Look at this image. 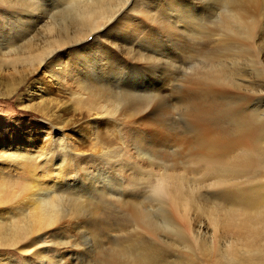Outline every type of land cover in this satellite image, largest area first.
<instances>
[{
    "label": "rangeland",
    "instance_id": "374dc122",
    "mask_svg": "<svg viewBox=\"0 0 264 264\" xmlns=\"http://www.w3.org/2000/svg\"><path fill=\"white\" fill-rule=\"evenodd\" d=\"M99 1L0 0V264H236L243 237L219 223L264 187V0ZM196 104L225 130L252 120L254 141L201 154ZM244 149L257 164L226 185L196 175ZM164 168L190 203L155 190ZM45 202L60 217L34 229Z\"/></svg>",
    "mask_w": 264,
    "mask_h": 264
},
{
    "label": "bare ground",
    "instance_id": "6f19581e",
    "mask_svg": "<svg viewBox=\"0 0 264 264\" xmlns=\"http://www.w3.org/2000/svg\"><path fill=\"white\" fill-rule=\"evenodd\" d=\"M102 1L106 2L107 0H102ZM99 2L102 3L101 0ZM83 4L85 6V2ZM258 4H259L258 0H236L235 8H243V9L249 8L250 9L253 6L256 7ZM104 5H103V9L100 8L102 11H104L107 7V4L106 6ZM88 7H91V8L89 9V12L87 13L86 20L91 21L92 20L91 15H94L97 11L95 10V8L94 9L92 8V5L91 6L89 5ZM84 9L86 8L83 7V10ZM83 23L88 24L87 22H83ZM252 29H253V26L248 28V31H251ZM212 73H211V76H212ZM213 75L215 76L214 73ZM218 75L219 74H217V76ZM210 79L211 80L207 81V86L209 87L210 90H213L215 87L217 88L219 86L220 81H218L215 78H211V77ZM42 93L43 92L41 91L38 97L43 96ZM189 111L192 114V117L194 118L193 125H195L196 128L198 126L201 127L199 133L197 132L198 143H197L196 148L197 150H199L201 154H205V156L206 155L211 156V158L214 156L217 158L225 157L226 159L227 155H229L230 153L232 155V152L237 150L238 148L240 149H243V147L246 148L248 142H250L253 139L254 134L256 133V130H257L256 126L251 122L252 120L249 122H245L243 121V117H240L237 114L235 115L231 113V115H234V118L236 120V124H235L236 126H235V129L233 128L234 130L230 129L231 131H229V129L225 130L224 127L220 128L219 125H217L218 126L217 127L216 123L214 124V121H212L211 119L212 113H210V109L208 108V106H205L204 108L202 107L201 104H196L192 106ZM252 141H254V139ZM248 151L249 149H244L242 152L240 151L234 156H232L228 161L223 160L220 163L214 161L212 164L211 162L205 163L202 166L200 165L201 167L196 169V172L195 171L193 172H195L196 175H200L201 177H204V178L207 177V179L210 175H215L217 173L221 177H223V179L219 180L218 182L219 186L215 184L213 186H216V188L220 186H224L228 183V181L230 182L232 178H234V180L237 179L236 177H239L241 174L246 173L250 169L252 170L254 166L257 164L258 159L256 158V156L254 154L249 153ZM164 169L165 171L161 173L162 175L159 174L157 176L158 173L155 172L157 173L155 175V178L157 179L156 180L154 179L156 183L155 190H157L158 193L164 194L166 199H168V201L171 204L175 205L177 204V201L180 200L181 198V196L179 195L180 192L184 189L182 187L183 182L181 179V176H183V174L179 175L172 170H171L172 172L169 173L168 171L170 169H166V168ZM226 179L227 180L230 179V180L227 181ZM203 181H206V180H203ZM125 183H128V182H125ZM259 189L261 190L259 191L242 190L238 192V195L240 196V199L242 201L241 203L243 205L242 206L243 209L241 210L237 209L235 210L236 212L232 210L229 212H226L222 217V223H219L225 231H231L233 229V231H235L234 233L236 236L243 237L242 238L243 244L241 246L243 249L240 247V249L238 250L235 249L234 251L233 259L236 264H251L252 261L254 260L248 256L252 253L257 257H260L261 259L264 257V245L263 246L259 245V242L261 240L264 241V187H261ZM181 193H183L184 195V192H181ZM5 195H7V193L5 189H2V194L0 196V202L4 200V198L6 197ZM253 195H257V196H253ZM259 195L261 196V199H259ZM251 197H254L256 199H250ZM185 200H182L185 202V204L186 202L190 203L188 200L186 201ZM45 203H46L45 205L39 206V209L34 210L35 212L33 213V222H32V226L30 227H33L34 229L45 228L51 224H54L60 217L59 216L60 213L59 214L57 213V210H59L60 208L58 209L56 206L49 205L48 202H45ZM238 213L242 215L241 216L243 217L242 219L239 217ZM136 216L134 217L139 222L143 220L142 216L141 217L138 215ZM146 228H149V226H147ZM242 250H245V253L247 256L242 257V253H240ZM148 255H153V254L148 252ZM148 255L139 254L137 258L134 259L132 264H153L155 262L154 258Z\"/></svg>",
    "mask_w": 264,
    "mask_h": 264
}]
</instances>
